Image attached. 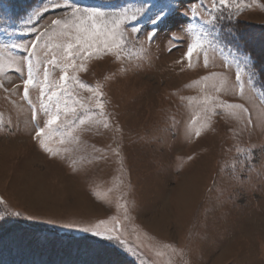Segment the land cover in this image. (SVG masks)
<instances>
[{"label":"rangeland","instance_id":"rangeland-1","mask_svg":"<svg viewBox=\"0 0 264 264\" xmlns=\"http://www.w3.org/2000/svg\"><path fill=\"white\" fill-rule=\"evenodd\" d=\"M75 2L82 7L120 8L137 6L143 0L122 5ZM181 2L188 7L199 5L200 0ZM245 3L251 7L241 11L239 24L263 30L264 7L260 5L264 0ZM0 4L8 10V4ZM41 6H46L44 0L22 16H1L0 40L5 27L17 26L32 9ZM52 15L48 13L40 23ZM142 23L145 31L151 29L147 17ZM188 23L187 17L177 12L150 47L142 49L130 42L121 60L105 56L86 62L87 71L79 76L101 86L110 127L101 125L79 132L78 143L64 146L68 148L62 153L64 159L50 158L35 145L29 106L19 94L6 99V93L0 90V118L12 121L11 130H6V125L0 129V198L8 203L9 210L34 217L6 225L0 231V238L7 239L0 245V258L5 264H18L29 246L54 247L34 237L45 232L82 234L115 249L128 264H139L140 259L145 264H264V87L258 83L254 69L253 84H245L244 97H222L245 103L250 109L255 124L250 131H241L243 123L215 117L211 128L196 137L192 118L197 113L203 115L199 101L204 94L216 93L210 84L202 92L201 86L193 82L208 71H226L223 59L231 58L232 52L225 47L224 55L210 53L215 67L205 69L201 59L198 67L189 69L184 63L182 68L176 61L186 46L181 43L174 47L177 41L170 42L169 33L178 32L179 25ZM191 23L199 21L193 19ZM220 24L227 33L233 31L236 21ZM262 32L248 35L258 37L252 42V50L264 63ZM190 38V33L183 37L186 41ZM230 41L225 36L224 43L236 49ZM240 54L248 55L242 51ZM234 80L233 68L229 84ZM17 82L4 80L8 88ZM31 98L38 102V93L33 91ZM22 176L29 179L19 185ZM124 206L131 209L128 219H124ZM4 210L0 204V211ZM112 216L120 218L121 230L131 245L140 246L141 257L76 230L94 227L101 220L111 227ZM69 224L74 227L62 226ZM8 242L14 247H7ZM105 255L104 259L94 255L87 264H120Z\"/></svg>","mask_w":264,"mask_h":264},{"label":"snow or ice","instance_id":"snow-or-ice-1","mask_svg":"<svg viewBox=\"0 0 264 264\" xmlns=\"http://www.w3.org/2000/svg\"><path fill=\"white\" fill-rule=\"evenodd\" d=\"M44 2L46 6L32 9L17 26L3 29L4 38L0 40V77L3 78L0 79V90L6 93V99L19 94L21 101L27 103L31 111L32 140L50 158L64 159L62 153L68 151L64 146L78 143L79 132L91 131L93 127L99 129L101 125L105 129L110 127L101 86L89 84L79 76V73L87 71L86 62L105 56L121 60L130 42L142 49L145 45L150 47L160 35L163 25L177 12L189 21L187 26L179 25L178 32L169 33L170 42L177 41L174 47H179L181 43L186 46L180 60L176 61L182 68L184 63L189 69L198 67L201 59L205 69L215 67V59L210 53L224 55L225 47L232 52L231 58L224 56L223 59L226 71H208L193 82L201 86L202 92L210 84L216 93L204 94L199 101L203 115L197 113L192 118L195 136L200 137L204 129H210L215 117L243 123L241 131H250V126H255L245 103L222 98L227 95L244 97L245 84L251 86L256 75L251 55H242L238 48L233 50L224 43L225 36L233 41L243 37L235 35L231 29L224 33V26L220 24L226 21L231 25L234 20L238 24L241 11L251 7L245 0H210L209 4L200 0L199 5L192 3L188 7L181 0H157L156 3L143 0L137 6L120 8L82 7L75 0ZM260 6L264 7V4ZM48 13L53 15L41 24L40 20ZM145 17L152 25L148 31L142 23ZM193 19L199 23L192 24ZM187 33L191 34V38L186 41L183 37ZM172 50L174 48L169 49ZM233 68L235 80L230 85L229 74ZM12 79L18 82L11 88L5 87L4 80ZM33 91L38 93V102L31 98ZM261 99L264 100V95ZM5 125L6 130L12 129L11 120L5 122L0 118V129H5ZM54 143L57 146H53ZM0 204L5 209L0 211V231L21 219H34L30 215L22 216L20 211L9 210L10 206L3 198H0ZM123 211L124 219H128L131 209L124 206ZM109 220L111 227L101 220L94 227L76 230L99 238L101 242L106 241L127 254L141 257L140 246L133 247L121 230L120 218L112 216ZM62 226L74 227L71 224ZM0 264H5L2 258ZM139 264H145V261L140 259Z\"/></svg>","mask_w":264,"mask_h":264},{"label":"trees","instance_id":"trees-1","mask_svg":"<svg viewBox=\"0 0 264 264\" xmlns=\"http://www.w3.org/2000/svg\"><path fill=\"white\" fill-rule=\"evenodd\" d=\"M3 1L9 3V5L11 6V14L14 13L13 8L15 6L18 8L19 13H24L37 2V0ZM102 1L104 3L119 4L126 0ZM259 31H264V28L262 30L260 26H241L239 23H236V26H233V32L235 35L243 37V39L239 41H233L231 37H229V39L231 40L230 45H232L236 49L238 48L239 51H242L245 54L251 55L254 69L258 72L257 81L264 87V63L263 60L252 50V42L258 37L256 38L255 36L248 35V33L250 32L256 33ZM30 231L32 232V230ZM81 235L68 236L59 232L36 233L34 234L35 238L40 239L41 237L44 242H47V244L49 245H54V247L46 248L47 246H43L41 248L38 246H29L28 251H24L23 253H21L22 258L20 257L21 261L18 262V264H81L82 262L83 264H87L88 260L92 259L96 255L98 257H103L104 259L105 253V256L113 257L116 261L120 262V264H128L127 259L121 254L117 253L115 249L106 246L104 243L100 244L94 241H90L87 237H83ZM6 240L7 239L1 237L0 245H2ZM8 245L9 246L7 247H14V244L11 245V242L10 244L8 242ZM96 249L100 251H96ZM13 251L15 252V249Z\"/></svg>","mask_w":264,"mask_h":264},{"label":"bare ground","instance_id":"bare-ground-1","mask_svg":"<svg viewBox=\"0 0 264 264\" xmlns=\"http://www.w3.org/2000/svg\"><path fill=\"white\" fill-rule=\"evenodd\" d=\"M37 175V174H36ZM28 176H30V175H28ZM35 176V175H34ZM24 176H22V178H20L21 180H19L20 181V183L18 182V184L20 185V184H22V182H24V179H29V178H23ZM37 177H38V175H37ZM33 178H35V177H33ZM23 184H25V182L23 183ZM34 185V184H33ZM37 198V197H36ZM161 220V219H160Z\"/></svg>","mask_w":264,"mask_h":264}]
</instances>
